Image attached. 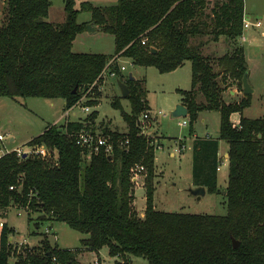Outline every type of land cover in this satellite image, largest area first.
<instances>
[{
	"label": "trees",
	"instance_id": "obj_1",
	"mask_svg": "<svg viewBox=\"0 0 264 264\" xmlns=\"http://www.w3.org/2000/svg\"><path fill=\"white\" fill-rule=\"evenodd\" d=\"M50 0H2L0 5V96L8 98L63 99V110L79 103L97 104L96 90L105 69L115 77L121 54L132 65L153 66L166 73L191 63L190 89H177L187 107L192 129L201 111L219 112L218 138L228 146V175L225 187L226 213L209 215L159 210L153 201L155 137L142 133L138 118L148 109L144 81L126 79L130 111L120 109L127 131L102 128L114 145L111 154L99 149L85 156L75 144L72 131L92 132L97 111L85 117L49 125L27 145H45L56 151V159L18 154L0 156V211L10 205L41 213V222H63L85 234L80 247L61 248L44 235L40 245L12 249V227H0V264H81L82 248L98 252L107 247L114 264H131L142 257L147 264H264V118H247L243 110L251 94L225 102L226 85L242 91V76L248 65L243 48L219 58L212 66L201 53L204 36L236 39L243 33V0H117L109 6L63 0L65 19L55 25L46 20ZM80 11L100 31L114 38V53L72 51V41L85 31L77 22ZM145 39L142 44L141 40ZM154 49V51L152 50ZM218 60V62H219ZM222 69L218 72V69ZM119 80H121L119 78ZM76 90L74 91V89ZM203 98L202 101L198 97ZM239 114V126L230 117ZM100 126V125H99ZM128 139L127 148L117 140ZM217 139L195 138L192 155V185L217 193L219 165ZM142 164L144 211L134 208L130 168ZM10 186L14 188L11 189ZM27 210L29 212H27ZM38 226V225H36ZM232 239L238 241L232 247Z\"/></svg>",
	"mask_w": 264,
	"mask_h": 264
},
{
	"label": "rangeland",
	"instance_id": "obj_2",
	"mask_svg": "<svg viewBox=\"0 0 264 264\" xmlns=\"http://www.w3.org/2000/svg\"><path fill=\"white\" fill-rule=\"evenodd\" d=\"M50 1L51 5L46 20L55 25L61 24L65 19L63 0ZM81 1L90 2L98 7L101 5H114L117 2V0H75L77 9ZM243 4L246 14L244 18L246 19L245 21L249 22V26L246 28L243 26L242 35L233 40L224 36H219L216 40H213L210 36H204L203 40L209 46L201 53L204 56H209L212 66L216 69L220 67L219 58L222 54L229 55L238 46L243 48L244 58L246 57L245 60L248 61V69H251V76L248 75V82L253 89L250 105L243 110V115L247 118H264V0H243ZM0 5H2V0H0ZM89 20V12H79L77 22L88 23ZM256 22H259V25H256ZM72 51L112 54L114 53V38L103 31L95 33L83 31L80 35H76L72 42ZM188 64L186 62V65ZM120 65L126 66V70L121 72L123 75L119 76L121 78L120 81L125 82L129 77V73L131 71L134 72L135 67H131L125 57H121ZM139 71L145 77L150 104L154 108L160 107L162 109V114L157 115L158 119H155L156 112L152 111L150 113L151 123L145 129L140 127L142 132L146 136H154L155 134L185 136L188 132L187 124H180V118H171L166 104L176 97H180L175 91L177 86L184 89L189 87L187 66L174 73H160L153 66L141 67ZM221 71L222 69L219 72ZM229 87L231 89L235 88L234 85H226L223 97L227 101H237L243 96V92L240 90L233 97L228 96L227 90ZM114 95H121L117 78L115 76H106L103 81L97 84L95 96L97 104L88 106L89 110L83 111L82 107L86 106L84 102L87 99L84 96L69 112V116L64 115V101L60 98L27 97L12 99L0 96V133L4 136V140L0 142V148L9 150L19 148L26 151L29 149L27 141L40 134L47 126L52 124L61 125L67 120H74V118L80 117L79 119H81L88 115L91 110L98 111L94 125L100 126L96 127V130L101 132L103 127H108L110 130L124 133L127 130L126 123L121 115L122 112L120 109L113 108L110 104V100H112ZM197 99L202 101L203 98L199 96ZM120 101L122 110L129 112V101L123 97L120 98ZM201 117H205L206 120L201 121ZM195 123L197 124V133L200 135L205 130H208L212 135L216 136L219 129V112L215 110L202 112L198 114ZM11 137H13V141L9 140ZM172 144H164V149L155 150L157 151L155 155V177L153 179L155 188L153 201L155 207L166 211L224 215L226 213V199L225 194L221 193L223 191L222 188L218 189L219 193L207 191L200 199L190 194L189 188L190 183H192L190 157L186 159L185 152L183 156H180L179 152H174V156L170 157L168 151H174L175 149ZM217 175L220 182L218 184H221L223 175L226 179L223 165ZM140 179L139 185H132L134 190V208L138 216L142 217L145 197L144 179L143 177ZM27 212L29 211L27 210ZM28 215L31 219L30 222L27 220L26 209L17 205H10L3 213L0 211V220L6 222L13 229L9 236L11 237L9 241L12 249H16L17 252L21 251L23 245H40L44 235L51 244H56L61 248L80 247V240L85 237V234L70 228L63 222L50 224L49 222L39 221L37 219L41 215L39 212L30 211ZM78 257L81 264H114V258L109 256L107 247H102L98 252L82 248ZM15 259L13 255L9 264H12ZM130 262L131 264H147V260L142 257H130Z\"/></svg>",
	"mask_w": 264,
	"mask_h": 264
},
{
	"label": "crops",
	"instance_id": "obj_3",
	"mask_svg": "<svg viewBox=\"0 0 264 264\" xmlns=\"http://www.w3.org/2000/svg\"><path fill=\"white\" fill-rule=\"evenodd\" d=\"M82 2V1H81ZM102 6V5H101ZM245 11H244V17H245ZM243 17V22H245V18ZM244 29V28H243ZM81 33H78L77 35H80ZM76 37V36H75ZM75 39V38H74ZM74 41V40H73ZM72 41V42H73ZM209 45H206V44H204V45H202L201 46V51H205V48L206 47H208ZM72 48V47H71ZM223 55V54H222ZM222 55H221V57H222ZM121 57H124V56H122L121 54H117V55H114V57L112 58V59H110L109 60V63L114 59L115 61H116V63L119 65V73L117 74L118 76H116V78H117V82L118 81H120L119 80V76H122L123 74L121 73L123 70H126V66H124L125 68L124 69H121V66L122 65H120V62H121ZM218 57H220V56H218ZM126 58V57H125ZM245 59H246V57H245ZM126 61H128L130 64H131V67H135V70H136V74L134 73L135 72V70H134V72L133 71H131V75L134 77L133 79H139V80H143L144 81V86H145V89H146V96H145V98H146V103H147V106H148V109L146 110V112H144V113H148L149 114V119L145 122V124H146V126L144 127V129L147 127V126H149L150 125V120H151V115H150V113L152 112V111H154V113L156 112V115H155V119H158L157 117V115L159 114V115H161L162 114V109L159 107H156V108H154L151 104H150V101H149V99H148V90H147V88H146V80H145V77H144V75L142 74V72H140L139 70H140V68L141 67H145V66H138V65H132V63H131V60L129 59V58H126ZM186 62H188L189 64L188 65H186ZM246 62H247V65H248V61L246 60ZM184 66H187V82L189 83V87L187 88V89H190V86H191V63L189 62V61H185L181 66H179V67H177L176 69H174V70H172V71H169L170 73H174L175 71H178V70H180V69H182ZM218 70H221V68L220 69H218ZM168 72V73H169ZM248 75L249 76H251V69L249 68L248 69ZM106 76H110V77H114V75L112 74V73H110V70L109 69H105L103 72H102V74H101V79H100V81L99 82H101V81H103L104 80V77H106ZM129 76V75H128ZM103 79V80H102ZM121 79V78H120ZM122 82V81H121ZM123 83H125V82H123ZM176 87V86H175ZM235 87V86H234ZM177 89H184V88H180V87H176L175 88V91H176V94H179L178 92H177ZM227 92H228V96H230V97H233L236 93L238 94V90H237V87H235L234 89L232 88H228V90H227ZM240 92V91H239ZM180 95V94H179ZM120 98H122V96L120 95V96H118V95H114V97L112 98V100H110V104H112V101H115V100H118L119 99V101H120ZM124 98V97H123ZM223 100L225 101V102H229V101H227L224 97H223ZM120 103H121V101H120ZM182 104L183 106H185L186 107V105L182 102V98H181V95H180V97H176L174 100H172V101H170V102H168L167 104H166V108L169 110V111H171L173 108H174V106L176 105V104ZM63 104H64V102H63ZM112 106V105H111ZM73 107H75V106H73ZM73 107H71V108H69V109H67V110H63L64 111V115L65 116H69V112L73 109ZM91 108V107H90ZM187 108V107H186ZM93 110H91V112H92ZM202 112H205V111H201V112H199L198 114H200V113H202ZM97 113H98V111H97ZM63 115V116H64ZM97 116V115H96ZM142 117V114L140 115V117L138 118V125H140L142 122H141V118ZM96 118V117H95ZM172 118V117H171ZM180 119H181V122H180V124H182V125H186L187 124V129H188V132L186 133V135L185 136H182V137H180L179 135L178 136H175V135H167V136H164L163 134H160V135H157V134H155L154 136L153 135H151L152 137H155V138H157V140L161 143V145L163 146V148H161V149H164V144H171V143H173L172 144V146L174 145L175 146V143L176 142H181L182 144H183V148H182V150L179 152L180 154V156H183V154H184V152H185V155L187 156L186 157V159H188L189 157H190V161H191V169H192V155H193V144H194V139L195 138H204V137H210V138H212V139H217V142H218V149H217V157H218V162H219V165H218V168H217V172H219L220 170H221V166L223 165V168L225 169V172H226V179L224 178V175H223V177H222V183L221 184H218V183H220L219 182V179H218V175L216 174V188L217 189H219V188H222L223 189V191H221V193L222 194H225V190H224V188L227 186V175H228V153H227V150H228V146H227V144H226V142L225 141H223L222 139H219L218 138V135H216V136H214V135H212L208 130H205L204 131V133L203 134H199V133H197V128H196V123L194 122V124H193V126H192V129L191 128H189V125H188V120H187V116L186 117H179ZM73 119V118H72ZM75 119V118H74ZM230 119H231V121L232 122H236V121H238L239 120V114L238 113H233L232 115H231V117H230ZM95 120V119H94ZM183 120H186V122L187 123H185V124H183L182 123V121ZM206 119H205V117H201V121H205ZM126 123V122H125ZM107 126H109V125H107ZM99 127V125L97 126V128ZM142 128V127H141ZM207 129V128H206ZM126 130H127V124H126ZM150 137V136H149ZM12 149V148H11ZM155 150H157V149H155ZM156 152L157 151H155L154 152V155H156ZM168 155L170 156V157H172V156H174V151H168ZM184 155V156H185ZM155 159H156V156H154V163H156V161H155ZM155 167H156V164H155ZM191 182H192V179H191ZM192 187H196V186H193L192 185V183H190V188H192ZM204 187V186H203ZM205 188V190H206V187H204ZM207 192V191H206ZM205 192V193H206ZM217 193H219V192H217Z\"/></svg>",
	"mask_w": 264,
	"mask_h": 264
},
{
	"label": "built area",
	"instance_id": "obj_4",
	"mask_svg": "<svg viewBox=\"0 0 264 264\" xmlns=\"http://www.w3.org/2000/svg\"><path fill=\"white\" fill-rule=\"evenodd\" d=\"M256 25H259V22H256ZM243 26L246 28L249 26V22L245 21ZM141 43H145V39L141 40ZM124 66H121V69H124ZM83 111H88V106L82 107ZM141 127L144 128L146 126L145 122L149 119L148 113H143L141 117ZM183 124L187 123L186 120L182 121ZM234 126H239V120L236 122H233ZM144 134V132H142ZM70 136H72L74 142L76 145H78L81 149L83 154L85 156H89L93 153H96L99 149H103L105 153L111 154L114 151V145L113 141L109 134L102 133L98 130H95L94 132L87 130V129H80L77 131H72L69 133ZM146 135V134H144ZM4 140V136L0 133V142ZM118 145L121 148H127L128 146V139H118L117 140ZM180 146H179V145ZM26 151L20 150L19 148H13L12 150H16L18 154H26L31 156H36L38 158H42L45 160H54L56 159V151H53L49 148H47L45 145H29ZM162 145H156V149H161ZM183 148V144L181 142H177L174 152H180ZM11 150L9 149H1L0 148V156L4 153H7ZM145 168L142 164L136 163L130 168V181L132 184L139 185L140 178L144 176ZM11 189H13V186H10ZM4 224V221L0 220V227H2ZM97 264V263H96Z\"/></svg>",
	"mask_w": 264,
	"mask_h": 264
},
{
	"label": "water",
	"instance_id": "obj_5",
	"mask_svg": "<svg viewBox=\"0 0 264 264\" xmlns=\"http://www.w3.org/2000/svg\"><path fill=\"white\" fill-rule=\"evenodd\" d=\"M85 31H87L88 33H95L100 30H99V27L94 25L92 22H88L85 24ZM152 50L154 51V49ZM219 71L220 70H218V72ZM129 78L133 79L134 77L129 73ZM117 83L120 89L121 96L126 97L129 91L127 85L121 81H118ZM75 90L76 88L74 89V91ZM242 92L244 94H251L253 92V89L251 88L248 82V72L247 71L242 76ZM186 116H187V108L179 103L176 104L174 108L170 111V117L172 118H179V117H186ZM9 140L13 141V137H11ZM23 156H26V154L24 153ZM189 192L190 194L195 196L197 199H200V197L205 194L206 190L203 186H196V187L189 188ZM9 239H11V237H9ZM237 246H238V241L235 239H232V247L236 248Z\"/></svg>",
	"mask_w": 264,
	"mask_h": 264
}]
</instances>
